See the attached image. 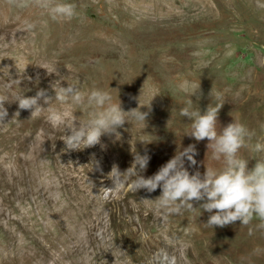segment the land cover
<instances>
[{"label":"rangeland","instance_id":"1","mask_svg":"<svg viewBox=\"0 0 264 264\" xmlns=\"http://www.w3.org/2000/svg\"><path fill=\"white\" fill-rule=\"evenodd\" d=\"M74 2L76 17L53 21L41 0H0V99L8 100L0 122V264H146L165 241L178 264H264V227L255 218L212 227V213L196 209L164 221L148 200L159 187L112 189L108 178L113 165L131 167L135 153L150 157L142 174L151 176L190 144L197 153L196 165L185 161L190 174L222 167L207 138L187 134L191 121L178 110L189 99L202 113L211 101L222 106L218 129L243 123L252 136L240 155H256L252 145L264 142V0ZM67 81L85 94L108 91L124 111L139 107L141 95V105L151 102L150 111L141 108L146 128L125 121L118 140L101 137L103 149L64 150L69 130L47 111L31 118L12 99L40 89L54 98L52 84ZM192 85L199 91L190 97ZM74 111L79 117L88 108Z\"/></svg>","mask_w":264,"mask_h":264},{"label":"clouds","instance_id":"2","mask_svg":"<svg viewBox=\"0 0 264 264\" xmlns=\"http://www.w3.org/2000/svg\"><path fill=\"white\" fill-rule=\"evenodd\" d=\"M41 7L53 21H70L78 15L74 0H41ZM52 88L54 98L48 96L45 89H40L34 96L17 94L12 101L17 102L19 109H31V118L47 111V118L54 126L60 125L64 131L69 130L70 134L62 135L61 138L66 146L64 150H81L97 144L103 149L105 146L101 144V137L112 135L117 139L120 137L118 129L125 121L133 127L147 126L149 113L141 111V108L148 106L150 111L151 102L141 105V95L138 98L139 107L124 111L120 100L113 102L111 94L102 88L94 87L85 94L77 83L68 81L67 86L60 83L54 87L52 84ZM198 91L199 88L192 85L190 97ZM210 96L213 99L212 91ZM41 98L48 107L44 108L38 103ZM54 100L60 101L64 107H54ZM5 101L8 100L0 99V122H4L8 116ZM82 105L87 106V113L75 116L74 109ZM221 107L211 101L202 113L200 108L193 107V101L189 99L178 111L180 116L191 121V130L187 134L196 141L207 138V148L211 147L212 158L222 159V167H206L203 175L199 171L190 174L185 161L189 167L197 164L195 145L190 144L178 150L155 174L145 177L142 173L150 157L135 153L133 163L126 171L121 172L118 166L113 165L108 173L113 185L111 188L130 185L136 192L144 189L152 193L159 187L161 194L148 200L153 202L154 210L161 213L164 221L170 215L203 209L212 213L207 221V225L212 227H222L236 221L247 225L254 218L260 222L259 227H264V142L258 140L252 145L251 151L256 153L255 156L240 155V149L246 145L252 133L236 120L218 129L217 118ZM261 127L264 128V124ZM249 158L256 160L251 169L248 167ZM193 201L202 203L197 208L193 206ZM146 264H178V257L169 251L165 241L164 246L146 259Z\"/></svg>","mask_w":264,"mask_h":264}]
</instances>
